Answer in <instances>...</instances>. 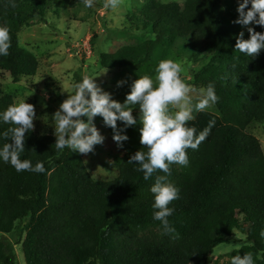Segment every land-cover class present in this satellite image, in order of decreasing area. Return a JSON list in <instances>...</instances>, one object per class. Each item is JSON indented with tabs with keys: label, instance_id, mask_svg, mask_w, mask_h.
I'll return each instance as SVG.
<instances>
[{
	"label": "trees",
	"instance_id": "trees-1",
	"mask_svg": "<svg viewBox=\"0 0 264 264\" xmlns=\"http://www.w3.org/2000/svg\"><path fill=\"white\" fill-rule=\"evenodd\" d=\"M15 2L11 7L8 0H0V25L10 29L11 37L9 55L0 56V72L19 82L36 76L41 67L36 54L21 45L22 29L37 18L64 14L84 3ZM238 5L226 7L223 0H185L184 4L146 0L135 16L136 24L153 29L155 35L136 36L114 52H100V65L117 70L112 83L128 94L139 73L154 78L158 63L167 59L175 41L185 39L198 63L194 86L215 85L217 112L206 109L188 122L197 134L210 121L214 126L197 149L187 150L186 166H170L168 179L181 190L180 198L170 204L175 210L168 217L175 233L165 235L161 222L153 219L150 188L163 173L158 170L145 181L138 165L127 162L145 147L140 143L141 124L126 129L129 139L120 147L125 157L116 177L99 180L89 171L84 154L68 148L55 150V134L38 133L34 119L20 158L29 159L33 166L43 163L46 171L17 172L0 161V232H14L17 223L29 217L25 237L21 231L17 239L23 244L26 264L208 262L216 247L242 227V217L264 230V150L259 138L248 130L253 122H264V49L255 57L235 49L241 31L250 38L248 26L234 23L239 17ZM251 26L264 31V26ZM120 80L126 83L118 86ZM14 102V96L0 88V111ZM9 127L0 123V147L10 143V137L2 136ZM108 129L113 138V129ZM246 252L252 253L255 264H264L250 244L234 250L231 259ZM0 264H19L7 238L0 239Z\"/></svg>",
	"mask_w": 264,
	"mask_h": 264
},
{
	"label": "clouds",
	"instance_id": "clouds-1",
	"mask_svg": "<svg viewBox=\"0 0 264 264\" xmlns=\"http://www.w3.org/2000/svg\"><path fill=\"white\" fill-rule=\"evenodd\" d=\"M11 7L16 6L15 0H8ZM121 0H106V7L117 8ZM84 6L92 8L94 0H83ZM251 4V7H248ZM237 11L238 19L234 23L248 26L250 38H245L241 31L237 36L235 49L246 56L255 57L264 49V31H256L251 25L264 26V0H242ZM11 47L10 29L0 25V56L9 55ZM183 66L171 59L161 60L156 69L155 77L149 74L141 75L132 81L130 92L121 103L113 99L112 94L98 85L95 77L98 75H82L74 84V91L63 100L52 116L55 130V150L65 148L72 152L87 154L94 150L96 144L104 140V136L94 123L98 115L103 117L104 124L113 129V139L118 146L129 137L126 129L137 123L141 124L140 143L147 148L136 151L127 161L138 165L137 171L143 173V179L148 181L158 170L163 175H157L150 191L154 195L155 209L153 219L160 221L165 235L175 233V228L169 223L168 217L174 212L170 204L180 198V188L168 177L171 175L170 166L189 163L188 149H197L209 134L214 121L208 127L197 131L188 126L194 119V112H202L211 104L218 101L214 83L206 88H200L198 95H192L197 90L190 87L181 78ZM118 86L126 83L117 82ZM64 89V88H63ZM65 90V89H64ZM195 101V102H194ZM139 105V119L133 115V109ZM36 118L35 107L26 99H20L0 111V123L11 125L2 136L10 143L0 147V161L9 163L17 172L31 171L44 173L45 166L37 162L34 166L29 159H21L20 154L25 151L26 133L34 129ZM122 122V127L118 126ZM264 237V230L260 232ZM231 264H255L252 253L236 254Z\"/></svg>",
	"mask_w": 264,
	"mask_h": 264
},
{
	"label": "rangeland",
	"instance_id": "rangeland-1",
	"mask_svg": "<svg viewBox=\"0 0 264 264\" xmlns=\"http://www.w3.org/2000/svg\"><path fill=\"white\" fill-rule=\"evenodd\" d=\"M162 2L176 1L184 4L185 0H161ZM146 0H121L115 9L106 7V0H94V6L87 8L84 4L64 14L51 13L45 19L37 18L20 32V43L28 48L40 60V70L34 77H25L19 82L13 81L11 75L0 72V88L14 96L15 102L26 99L35 107V130L38 133L55 134L52 116L63 102L60 96L66 98L74 91V84L82 75H98L95 77L98 85L112 94L118 101L126 99V93L117 89L112 83L116 69H106L100 65V52H114L123 45L133 42L136 36L155 35L153 29L142 28L136 24L135 16L144 9ZM242 0H223L227 7ZM187 40L177 39L169 51L167 59L179 62L183 66L181 78L197 91L193 84L194 72L198 63L194 62L191 50L186 46ZM201 59V58H199ZM65 90H64V89ZM195 102V101H194ZM207 110L217 112L215 104ZM140 109L133 111L139 116ZM197 112H194L195 115ZM94 123L104 136L94 150L84 154L85 162L92 176L99 180H110L118 174V166L124 161V152L110 135L104 120L98 115ZM248 130L256 135L264 150V122H253ZM242 227L237 228L227 243L216 247L208 262L194 261L191 264H229L230 254L245 244L252 246L254 254L258 252L264 261L263 237L261 230L251 226L242 217ZM14 232H0V239L7 238L14 245V252L19 264H26L22 243H17L21 231L23 238L29 225V217L17 223ZM257 251V252H256Z\"/></svg>",
	"mask_w": 264,
	"mask_h": 264
}]
</instances>
